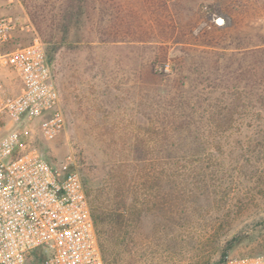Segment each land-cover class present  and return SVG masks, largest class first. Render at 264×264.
<instances>
[{"label": "rangeland", "instance_id": "1", "mask_svg": "<svg viewBox=\"0 0 264 264\" xmlns=\"http://www.w3.org/2000/svg\"><path fill=\"white\" fill-rule=\"evenodd\" d=\"M68 3L0 0L2 13L31 22L47 57L53 50L50 68L65 120L50 142L39 133L40 119L22 122L23 140L53 167L71 157L93 194L124 176L118 195L136 196L146 208L166 200L169 177L179 187L178 207L197 208L204 218L203 224H129L131 260L117 234L107 232L114 264H196L200 243L215 240L207 228L219 224L210 223L227 213L220 244L238 232L247 236L227 262L258 257L264 252V0H87L84 24L66 44L59 28ZM31 39L18 32L6 49ZM5 84L15 88L13 80ZM5 133L0 123V137ZM202 249L217 264L219 251Z\"/></svg>", "mask_w": 264, "mask_h": 264}, {"label": "built area", "instance_id": "2", "mask_svg": "<svg viewBox=\"0 0 264 264\" xmlns=\"http://www.w3.org/2000/svg\"><path fill=\"white\" fill-rule=\"evenodd\" d=\"M18 32L31 42L6 46ZM15 88L8 89L6 80ZM59 92L46 61L45 46L31 22L2 13L0 5V264H105L89 202L71 157L51 166L23 140L18 125L40 119L43 140L64 129ZM45 257L32 263V252ZM227 264H264V255Z\"/></svg>", "mask_w": 264, "mask_h": 264}, {"label": "trees", "instance_id": "3", "mask_svg": "<svg viewBox=\"0 0 264 264\" xmlns=\"http://www.w3.org/2000/svg\"><path fill=\"white\" fill-rule=\"evenodd\" d=\"M86 3L87 0H76V2L70 0V3L65 5L59 30L61 31L60 40L64 41L66 44H69L72 41L74 37L72 32L80 30L84 24L83 16L86 12ZM221 28H219V30ZM175 43L181 42L180 40H177ZM52 52L53 50L49 51L47 57L45 48L46 61L49 66L51 65ZM38 152L43 157L39 150ZM124 178V176H120L118 179L114 178L116 186H113L112 184L108 187V191L101 190L99 194H93V190L90 188L87 178L84 177V179H81L89 202L92 220L99 238L102 258L105 264H114L113 258L108 252L105 244L107 232L109 231H114L117 234L120 250H122L127 255V258L131 260L132 256H130V254H132V250L129 248L131 243L127 237L129 235V224H141L147 219H150L152 224H203L202 221H204V218H200V211L197 210V208H193L191 210L188 208L189 212H186L185 209L178 207L177 197L175 195L176 192L179 191V187L178 184L176 185L171 178L167 177L164 181V183H166V200L163 202L161 201L159 206L154 204L151 208H146L147 203L145 202L142 204L140 203L139 205V202L136 200V196L131 195L126 199L125 197L120 196L121 192L125 189V184L127 185L126 179ZM118 192H120L119 195ZM206 196L207 195H200L199 197L205 198ZM118 198L124 199L123 202L119 199L122 205L116 203ZM230 214L231 213H227L224 218L219 219L217 222L210 223L219 224L217 227L207 228V231H209L210 234L209 238H214L215 240L212 242L210 239L207 240V242L200 243L199 253L197 252L194 256L196 264H210V257L207 256L202 249L206 246L215 247L217 253L219 251V258L216 262L217 264H227V258L230 253L245 239H247V236H245L242 232H238L229 239L225 240L222 245L220 244L218 240L220 232L226 231L221 224H226V220L230 217ZM170 243L168 242V244ZM255 255H264V252H260ZM44 257L45 255L43 252L40 249H37L32 252L31 262L39 263Z\"/></svg>", "mask_w": 264, "mask_h": 264}]
</instances>
